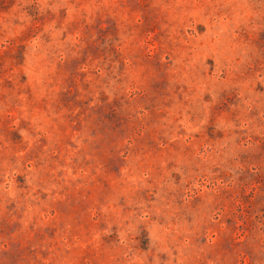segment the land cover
I'll list each match as a JSON object with an SVG mask.
<instances>
[{
    "label": "rangeland",
    "instance_id": "374dc122",
    "mask_svg": "<svg viewBox=\"0 0 264 264\" xmlns=\"http://www.w3.org/2000/svg\"><path fill=\"white\" fill-rule=\"evenodd\" d=\"M0 264H264V0H0Z\"/></svg>",
    "mask_w": 264,
    "mask_h": 264
}]
</instances>
